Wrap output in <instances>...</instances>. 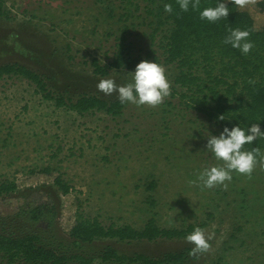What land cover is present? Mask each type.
<instances>
[{
    "label": "rangeland",
    "instance_id": "rangeland-1",
    "mask_svg": "<svg viewBox=\"0 0 264 264\" xmlns=\"http://www.w3.org/2000/svg\"><path fill=\"white\" fill-rule=\"evenodd\" d=\"M143 5L142 3H140ZM7 18L0 19V66L18 64L36 73L53 98L75 101L82 95L119 99L97 88L100 80L129 82L133 71L92 72L90 61L109 62L123 22L117 0H5ZM126 22L132 57L149 49L150 29L138 15ZM171 82L173 66H163ZM164 101V100H163ZM126 103L119 116L104 111L78 114L58 107L17 77L0 80V178L17 172L50 168L58 171L82 201V211L103 224L141 229L152 216L165 229L205 223L212 235L206 252L185 264H264V164L250 175L232 172V179L212 188L189 184L212 166H223L206 149L218 126L173 100L168 106ZM156 183L152 192L149 182ZM40 191L56 208L64 198L51 184H32L14 196ZM155 206L151 209L147 197ZM59 235L57 213L46 215ZM41 223L44 228L47 224ZM49 227V226H48ZM121 254L158 256L194 245L186 238L153 242L102 241Z\"/></svg>",
    "mask_w": 264,
    "mask_h": 264
},
{
    "label": "trees",
    "instance_id": "trees-1",
    "mask_svg": "<svg viewBox=\"0 0 264 264\" xmlns=\"http://www.w3.org/2000/svg\"><path fill=\"white\" fill-rule=\"evenodd\" d=\"M117 1L123 27L115 37L110 61L103 65L97 59L90 61L93 74L105 77L112 71H134L142 60L173 66L176 73L169 82L170 95L163 99L166 105L171 106L175 100L182 110L200 114L218 126L220 133L224 127L231 129L238 124L247 129L257 123L264 132V0H249L243 7L235 0H226L229 15L214 23L200 19L199 12L203 7L215 6L218 0H200L201 8L195 11L190 8L188 12L179 9L177 0ZM166 3L173 6L172 13L164 11ZM137 13L150 29L149 49L143 57L131 56L126 38L129 30L126 22ZM7 17L5 0H0V19ZM236 28L250 32L253 48L248 54L223 42L229 31ZM11 76L28 80L44 98L78 114L104 111L115 117L127 103L89 95L74 102L53 98L36 73L18 64L0 66V80ZM221 116L223 120L219 119ZM243 147L248 151L259 148L264 155V138L258 137ZM38 183L53 185L64 198L58 209L53 198L40 191L14 196L21 188ZM155 186L154 181L149 182L146 191L152 192ZM72 191L62 175L48 167L17 172L9 179L0 178V264H185L194 258L192 248L158 256L121 254L111 246L96 250L95 245L102 241L183 239L195 228L203 229L206 225L165 229L156 224L153 212L141 229L117 225L111 220L103 224L84 215L82 201ZM147 203L151 209L155 206L151 196L147 197ZM56 213L59 235L46 216ZM44 220L45 228L40 225Z\"/></svg>",
    "mask_w": 264,
    "mask_h": 264
},
{
    "label": "clouds",
    "instance_id": "clouds-1",
    "mask_svg": "<svg viewBox=\"0 0 264 264\" xmlns=\"http://www.w3.org/2000/svg\"><path fill=\"white\" fill-rule=\"evenodd\" d=\"M249 0H235L241 7L245 6ZM178 7L183 12L193 11L201 8L200 0H177ZM164 11L172 13L171 4L164 5ZM229 15V8L226 0H218L215 6L203 7L199 12L200 19L214 23ZM250 32L239 28L231 29L224 39V43L231 45L233 49H239L242 54H248L253 48L249 40ZM129 82L118 85L114 78H106L99 81L97 88L109 95L114 91L118 93L121 103H132L137 106L148 105L158 106L163 99L170 95V83L165 75V69L155 61H140L129 73ZM223 116L219 117L220 120ZM258 137L264 138L259 123L249 126L247 129L241 128L238 124L231 129L224 127L219 136L209 133L206 149L210 150L214 157L223 162V166H212L205 169L195 180H189V184L199 183L204 188H212L215 185L224 184L232 179L231 173L250 175L257 163L264 164V155L259 148L251 151L244 150V145L252 144ZM187 241L194 245L193 253L206 252L210 244L212 235H205L201 228H195L186 237Z\"/></svg>",
    "mask_w": 264,
    "mask_h": 264
}]
</instances>
